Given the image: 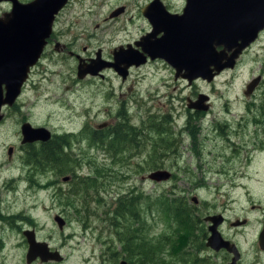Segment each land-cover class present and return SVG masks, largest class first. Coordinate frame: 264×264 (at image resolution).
Segmentation results:
<instances>
[{
    "label": "rangeland",
    "instance_id": "1",
    "mask_svg": "<svg viewBox=\"0 0 264 264\" xmlns=\"http://www.w3.org/2000/svg\"><path fill=\"white\" fill-rule=\"evenodd\" d=\"M149 1L71 0L56 18L54 37L60 45H67L71 52L86 60L96 57L101 49L103 58L110 61L114 49L133 43L151 31L150 22L141 13V6ZM163 1L173 12H182L186 3V0ZM10 6L7 0H0V15L9 11ZM121 6L126 8L125 13L110 18V13ZM56 43L54 41L47 47L17 103L3 108L5 118L0 121V187L3 183L20 184L19 188L15 187L16 196L20 198H14V192H11L6 212L24 222H35L42 238L44 236L62 249L67 257L63 264H120L122 259H127L128 264H139L126 252L127 256L119 254L113 257L126 236L123 226L131 227L132 235H142L144 239L140 241L152 240L153 249L157 251L152 263L166 252L178 255L179 264H192L188 253L195 250H171L170 246H166L170 238L158 241L161 236L171 235L173 231H169V225L172 224H168V217L155 214L154 202L151 203L150 198L153 196L154 200V196L165 195L191 201L195 195L199 199L195 203L196 211L201 216L224 214L227 222L222 225L223 232L236 236L242 248L251 247L246 262L264 264V258L257 255L255 247L260 230L255 215L259 213H252V221L244 229L234 230L230 226L235 219L248 217L249 206L259 204L264 195V136L258 132L257 138L254 135L256 127L250 122L245 123L243 133L233 134L239 137L234 138V142L241 139L247 142V152L251 155L244 167L245 175H236V172L242 171L245 149L237 148L235 153L233 147L223 146L218 141L220 136H217L218 140L210 136L209 141L203 140L197 156L193 137L185 135L183 138L176 133L185 122L180 115L183 107L190 104L189 98L199 101L202 95L199 91L212 96L214 111L209 120L214 115L219 120H228L233 133L240 129L238 123L241 120L258 118L259 110L253 101L264 95V83L254 95L247 94V91L254 78L264 73V36L243 57L237 69L227 70L218 77L213 88L203 82L192 85L186 79H176L174 68L163 59L132 68L125 81L112 68L104 70L103 77L88 75L79 78L78 58L69 52L57 51ZM198 89L201 90L196 91ZM207 103L208 99H204L202 105L207 106ZM26 122L33 128L46 127L58 137L70 138L69 145L64 148V153L74 157L68 174H58L52 166L30 161V157L39 158L33 153L39 152L41 146L29 148L24 144L23 126ZM102 124L106 126L98 130L97 126ZM153 126L168 130L169 135L165 134L163 138L170 136L171 139L162 142L157 151L153 143H157L160 136ZM131 127L137 133L138 151H134L129 159L125 158L128 152L119 157L126 161L110 163L112 153H103L102 144L94 143L93 133L106 134L104 145L116 155L114 143L125 146L123 135L130 138L133 134ZM256 140L257 144L263 141L260 149L254 148ZM172 143V149H166ZM23 146L27 148L23 149ZM225 156L232 158L223 169ZM208 163L207 167L203 165ZM112 166L120 168V174ZM97 167L107 169L98 183H92ZM200 168L207 171L205 180L201 179ZM158 169L171 171L174 178L167 182L150 179L151 172ZM121 173H126L124 179ZM66 175L73 180L64 182ZM28 182L47 187L55 184L56 188L62 187L69 193L58 195L54 201L47 196L49 191L43 190L39 198L28 197L25 200L23 196L28 186L22 184ZM138 194L144 198L138 213L127 209L124 218L117 217L116 209L120 207L121 199L128 200V197ZM57 215L66 221L63 229L67 233L66 238L59 232L61 228L55 220ZM139 218L143 224L140 233L134 228ZM50 233L53 238H48ZM22 241L21 233L8 240L4 253H0L1 264L27 263L28 244L24 252L12 247ZM133 242L137 244L139 241ZM196 245V241L186 239L185 242L179 240L175 246H188L186 250H190ZM126 249H129L128 245Z\"/></svg>",
    "mask_w": 264,
    "mask_h": 264
},
{
    "label": "water",
    "instance_id": "2",
    "mask_svg": "<svg viewBox=\"0 0 264 264\" xmlns=\"http://www.w3.org/2000/svg\"><path fill=\"white\" fill-rule=\"evenodd\" d=\"M12 2L10 11L0 15V120L4 118V105H13L21 95L32 68L41 60L54 32L59 12L69 0H7ZM152 24V31L135 44L116 48L114 60L92 59L89 65L81 62L78 76L87 73L99 75L106 68H113L125 79L131 67L141 66L150 60L163 59L176 71V78L192 82L201 77L211 81L228 68H234L244 50L264 30V0H187L182 13L171 12L162 0H152L142 10ZM259 78L248 85L247 94L253 93ZM207 95L202 94L200 102ZM191 102V100H190ZM199 102V101H197ZM192 101L189 107H195ZM200 107V106H199ZM25 140H48L51 132L45 128L23 126ZM12 153V151L10 152ZM172 173L158 169L150 179L162 182ZM70 177H65L68 181ZM198 202L196 197H193ZM214 222L210 241L221 238L217 230L224 218L208 216ZM55 220L61 229L66 221L61 215ZM29 260L40 256L44 260H61L58 251H50L48 243L37 242L33 232L27 233ZM228 243V242H227ZM223 244L226 242L223 241Z\"/></svg>",
    "mask_w": 264,
    "mask_h": 264
},
{
    "label": "flooded vegetation",
    "instance_id": "3",
    "mask_svg": "<svg viewBox=\"0 0 264 264\" xmlns=\"http://www.w3.org/2000/svg\"><path fill=\"white\" fill-rule=\"evenodd\" d=\"M70 1L71 0H69L67 5L63 8V10L69 5ZM151 1H149V2H151ZM7 3L9 5H11L10 1H7ZM148 3H145L141 6V13L143 16H145V15L143 14L142 10L145 7V5ZM186 3H187V0H186ZM186 3H185V6H186ZM165 5L170 10L169 5L166 3H165ZM185 6H184V8H185ZM10 8H11V6H10ZM184 8L182 9V12H183ZM125 10H126V8L124 6H121L120 8L119 7L116 8L115 10H113L110 13V18H116V17L121 16L122 14L125 13ZM171 12H173V11H171ZM182 12H173V13H182ZM151 26H152V24H151ZM152 29H153V27L151 28V31H152ZM148 33L149 32L147 31L145 33V35ZM145 35H143V36H145ZM262 35L264 36V30L261 31L259 37L244 50L243 54L238 59L237 64L234 68L225 69L219 75L215 76L211 81L204 79V78H201V77L195 78L192 82H190L187 79L186 80L192 85L203 82V83L210 85L211 88H213L215 86L216 80L218 79V77L220 75L223 74V72H225L227 70H235L239 67L243 57L259 42V40L262 38ZM140 39H138V40H140ZM138 40L136 39L133 43H129V44L134 45L135 42ZM54 41H55V43L57 42L56 48H55L57 51H60V52L66 51V52H69V54L71 56H76L78 58V60H79L78 67H79V64L81 62L83 63V65L91 64L92 59H98L99 55H100L101 59L103 58V55H102L103 52L101 51V49H100V51H98L96 53V57H94V58H89L88 60H86L85 58H82L78 54L71 52L68 49L67 45H63V44L60 45V43H58V41L54 37V32H53L52 36L49 38V42H48L47 47L49 46V44L53 43ZM127 45L128 44H126L125 46H127ZM47 47L45 48V51H44L42 57L44 56ZM113 51H112L113 59L110 61L114 60ZM103 59H105V58H103ZM157 60H160V59H155V60H150V61L153 62V61H157ZM150 61H148V62H150ZM39 63H40V61L32 68L31 74ZM142 66L143 65L138 66V67H142ZM134 67H137V66H133V67H131V69ZM106 69H111V68H106ZM106 69H104V70H106ZM131 69H130L128 75H130ZM103 71L99 75H92V76L103 77L104 76ZM78 72H79V70L77 71V73ZM31 74H30L29 78L27 79V82L24 83L23 88L29 82ZM88 75H91V74L87 73L84 77L86 78V76H88ZM128 77L129 76H127L124 79L122 76V79L125 81ZM175 78H176V71H175ZM180 78L184 79L182 77H180ZM257 78H259V80H257L256 88L253 91L252 95H254V93L257 91L260 84L264 83V73L260 74L256 78H254V80ZM176 79H178V78H176ZM23 88H22V92H23ZM199 90H201V89H198L196 91H199ZM199 93L207 95V98L204 97L205 99H208L207 106H203L202 105L203 102H200L201 97H202V95H200V94H199L201 96L200 100H199V102H196L195 107H189V104H187L186 107L184 106L183 111H181L180 115L184 117L185 122H184L182 128L178 132H176L177 135H180L183 138L185 135H191L193 137V140H194L193 148H194V152L197 154V156L199 154L198 149L203 145V140L205 142L209 141L210 136L212 137L213 140H218L217 136H220L221 138L218 141H220L223 146L230 145L231 148L233 147V149H234L233 152H235V153L238 151L237 148L245 149L246 154H245V157L243 158V160L241 161L242 171L236 172V175L238 173L245 175L244 167H245L246 161L251 157V155H250L249 151L247 152V142L243 141L242 139L240 142L239 141L234 142V138L237 139L239 137L233 136V134L236 133L239 135L240 133H243L244 132L243 128H244V126L247 125L245 123L250 122L256 127V130H254V135L257 138H258L259 133H260V135L264 136V106L261 108L260 105L257 104V108L259 110L258 118L247 119L246 121L241 120L238 123V126L240 127V129L237 130L236 132L234 131V133H233L232 129L230 128V123L228 120H219L216 115H214L213 119L209 120V115L214 111V107L211 104L212 103L211 102L212 96H211V94H206V93H203L202 91H199ZM252 95H250V96H252ZM185 99H188V98L185 97ZM190 100H191V102H190ZM192 101H193V99H191V98L188 99V103L192 104ZM4 115H5V113H4ZM2 120H0V121H2ZM26 123H29V122H26ZM105 126L106 125L102 124L100 126H97V128H98V130H102ZM42 128H45L48 132H51L46 127H42ZM81 132H82V130H81ZM130 132L133 133L130 138H128V136H126V135H123V137L125 139V146H122L121 144H116V142L114 143L113 148L115 149V152H117L119 148H123L122 151L118 154V157L122 156V154H124L125 152H128V156H126V157H130L134 151H138L139 141L137 140L136 130L133 132V127H131ZM134 133H136V134L134 135ZM99 136H100V139L98 141V144L99 143L102 144L101 147H102L103 153L105 155L107 153H112L111 157L112 158L116 157V155L113 153V151L111 149H107V146L104 145L105 141H107L106 134H103V135L99 134ZM51 137L55 138L58 136L54 135L51 132ZM51 140L52 139L50 138L48 140H36V141L27 140L26 141L25 136H24L23 141H24V144L27 145V147L30 148V146H33V145L38 146V147L41 146V148H40V150H41L42 145L50 142ZM140 143H143V142L140 141ZM182 143H183V141H182ZM256 144H257V140H256ZM262 144H263V141H261V144L254 145V148L257 147L258 149H260V145H262ZM66 146H68V145L63 146L62 150H64V148ZM27 147L23 146V149H26ZM40 150H39V152H40ZM10 152H11V150H10ZM39 152H37V153H39ZM37 153H33V154H37ZM33 154H31V155H33ZM231 158H232L231 156L223 157V162H222L223 169H224V165L226 163H228L229 160H231ZM262 160H264V156H262ZM30 161L31 162L33 161L37 165H40L38 162H36L31 157H30ZM203 165L207 167L209 165V163L203 164ZM113 169L117 173H120L119 172L120 168H113ZM200 169H201V174L205 176L207 171H204V169H202V168H200ZM122 174L126 177V173H122ZM71 180H73V179H71ZM22 185L28 186L27 192L23 196L25 198V200H27L28 197L39 198L40 193L43 190L49 191V194H47V196L49 198L51 197L52 200H54V201L56 200L58 195L64 196V195H68V193H69L68 191L64 190V188H62V187H60L59 189L56 188L55 184H53L50 187L43 186L40 183H36V182L23 183ZM19 186H20V184L3 183V184H1V187H0V253H4V251H5L4 247L7 246L8 240L12 239L13 236H15L19 233H21L23 235L22 243H14L12 247H14L16 249H21L24 252L25 248H27V244H28V250H29V241L27 238V233L33 232L37 242L48 243V248L50 251H58L62 254L63 257L61 260H56V259L44 260L40 256H38L34 259H31V260H29L27 258L26 264H36L39 262H42V264H51V263L63 264L66 261L67 257L63 254L62 249L58 246H54L50 241L46 240L44 236L42 238L41 230H38L39 227H37L35 222H24L23 220L17 219L16 216L11 215V214L6 212V206H7V203L9 202L10 193L14 192V194H13L14 198H16V199L20 198V196H16V194H17L16 189L17 188H15V187L19 188ZM243 187H244V185H243ZM191 204L195 205L193 199L191 200ZM253 212L259 213L258 215H255V216L257 218L256 221L260 223V230L258 232V236H257L256 241H255V247L257 250V255L264 258V195L262 196V199L259 202V204H251L249 206V209H248L249 216L248 217H245L243 220H240V218H237L234 221L230 222V226L234 230L239 229V228H242V229L246 228L250 224V222L252 221L251 217L254 216L252 214ZM210 215H215V214H210ZM210 215L200 216L202 218V222L199 225L198 237L196 240H194L197 243V245L195 247L189 248L190 250H186V248L190 245H188V246H173V247H171V250H177L179 252H184V251L189 252V251L195 250L193 253H188V255L192 259V264H256V263L246 262V259H249V257H250L251 252L249 251V249L251 247L248 249L242 248L241 243L238 241V238L236 236L226 235L223 232L222 225L227 222V219H226L224 214H222L223 218H224L223 222L220 223L217 227V230H218L221 238H219V239L217 238L215 241L214 240L210 241V238L213 234V231L211 230L210 227L215 225L214 222H211V221L206 219ZM134 228L138 229V230H136L138 233H140L142 231L143 224L141 223L140 218L138 219L137 222H135ZM59 232H60V234H64L65 235L64 238H66L67 233L63 229H61V231H59ZM210 234H211V236H210ZM68 235H70V234H68ZM141 236L142 235H137V234L133 235V240H132V245L130 247V255L129 256L135 258L139 264H155L152 262L154 260V257L157 255V251L153 249L152 240L148 239L146 241H140V240L144 239ZM48 238H53V234L50 233L48 235ZM133 241H139V242L137 244H135ZM223 241L226 242V244H223ZM125 248H127V244L121 240V245H120L118 251L115 252V255L113 257L115 258L119 254H123V255L127 256L125 253ZM122 251H123V253H118V252H122ZM160 256L162 257V263L161 264H179V262H180V258L178 255H168L166 252H163L160 254ZM128 263L129 262L127 261V259L120 260V264H128Z\"/></svg>",
    "mask_w": 264,
    "mask_h": 264
},
{
    "label": "trees",
    "instance_id": "4",
    "mask_svg": "<svg viewBox=\"0 0 264 264\" xmlns=\"http://www.w3.org/2000/svg\"><path fill=\"white\" fill-rule=\"evenodd\" d=\"M253 103L259 104L262 108L264 106V95L258 100H254ZM169 119V116L165 118V121ZM168 122V121H167ZM165 123V122H164ZM171 123L173 124V119H171ZM154 129L158 132L160 136V140L157 143H153L154 149L157 151L159 149V145L168 140L171 141L170 136L167 138H163L165 134L169 135L168 130H164L163 128H159L153 126ZM92 139L94 143H98L99 133L98 131L93 133ZM165 139V140H164ZM70 138L67 136H60L53 138L50 142L43 144L42 149L38 154L39 158H33L40 165L44 163L46 166H52L57 170L58 174H68L67 172L71 171L69 169L70 164L72 163L74 157L68 153H64L62 150L63 146L69 145ZM172 144H169L166 149H172ZM139 147V145H138ZM123 148H119L116 153V157H113L109 162L115 164L117 161H126L129 157L119 158L118 154L122 151ZM161 150V149H160ZM41 161V162H40ZM113 168H116L112 166ZM107 169V168H106ZM106 169H102L97 167L94 171V176L90 175V177H94L95 181H91L92 183H98L100 181V177L103 175V171ZM43 170L45 168L43 167ZM120 174V173H118ZM122 175V173H121ZM174 177L172 176L171 179ZM72 181V180H71ZM126 199H121V205L118 209H116V216L124 218L126 216L127 209H131L132 211H136L138 213V208L142 202H144L143 195L138 194L137 196L132 195ZM151 203L154 202L153 207L156 209L155 214L161 215V217H168L169 221V231H173L171 235L161 236L158 241L168 240L171 241L166 243V246L173 247L178 243L179 240L185 242L186 239H192L193 241L198 237L199 225L202 222L201 215L196 211V207L194 204H191V201L183 198H173L167 197L163 195L162 197L153 196L150 198ZM140 221V220H139ZM175 224V225H174ZM174 225V228H173ZM123 230L125 231V243L128 245L129 249H126V253L130 255V247L132 245L133 235L130 234L133 230L131 227L123 226ZM156 241V240H155ZM154 247V246H153ZM157 262L155 264L162 263V257H157Z\"/></svg>",
    "mask_w": 264,
    "mask_h": 264
}]
</instances>
